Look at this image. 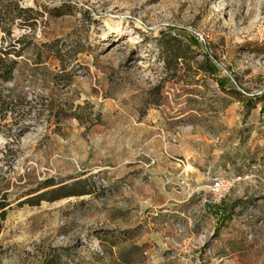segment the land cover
<instances>
[{"label": "rangeland", "instance_id": "374dc122", "mask_svg": "<svg viewBox=\"0 0 264 264\" xmlns=\"http://www.w3.org/2000/svg\"><path fill=\"white\" fill-rule=\"evenodd\" d=\"M19 1L36 18L0 33L23 38L0 93L26 111L0 115V264H264L263 103L245 100L264 92V0ZM49 178L72 195L21 204Z\"/></svg>", "mask_w": 264, "mask_h": 264}, {"label": "trees", "instance_id": "16d2710c", "mask_svg": "<svg viewBox=\"0 0 264 264\" xmlns=\"http://www.w3.org/2000/svg\"><path fill=\"white\" fill-rule=\"evenodd\" d=\"M10 2H13L10 4ZM13 6V7H12ZM32 8L23 7L19 0L14 1H7V0H0V33L5 32L10 34V29L5 27V23L9 18L15 19H23L25 21L34 20L36 17L33 14ZM26 24V23H25ZM23 38L18 39L15 44H10L0 48V88H4V84L12 82L14 80L15 69L18 63V57L22 56L23 50L25 47L17 48V44H21ZM180 40H167L163 43V52L165 55V60L169 62L170 58H180L185 57V51L181 44ZM44 47L47 49L49 54L60 56L61 50L57 44V41L46 43ZM207 64H208V71L211 74L216 72V66L212 62L209 56H207ZM221 87L223 90L237 93L240 96H243V92L238 90L234 85L232 88H228L226 82L221 81ZM11 95L4 96L0 93V115H3L4 120H6V115L17 113L15 120L18 121V118L23 117L26 115V111L21 109L22 105L25 104L24 100L16 99H9ZM246 102L249 107H254L255 103L262 102V112H264V92L261 94H254L248 95L246 97ZM28 104V103H27ZM5 114V115H4ZM73 117L80 119V117L76 113H72ZM1 124V123H0ZM69 188L67 184L56 183L53 178L46 179L43 183H41L38 189L29 192L26 196L27 198L21 201V204L28 203L32 206L40 205L42 201H54L64 196H71L72 194L65 195L63 192ZM88 194L91 193L90 191L87 192ZM86 193V194H87ZM78 195V194H77ZM11 203L7 201L6 198L0 197V231L2 228L1 222L5 220L7 215V209L10 208ZM55 258L51 257L46 259L44 264H57L54 260Z\"/></svg>", "mask_w": 264, "mask_h": 264}, {"label": "built area", "instance_id": "2783aa9c", "mask_svg": "<svg viewBox=\"0 0 264 264\" xmlns=\"http://www.w3.org/2000/svg\"><path fill=\"white\" fill-rule=\"evenodd\" d=\"M232 182L222 178H215L212 183V192L219 200L223 199L229 192Z\"/></svg>", "mask_w": 264, "mask_h": 264}]
</instances>
